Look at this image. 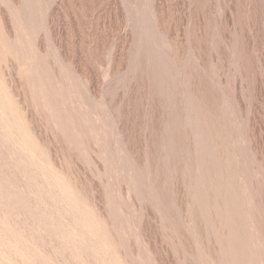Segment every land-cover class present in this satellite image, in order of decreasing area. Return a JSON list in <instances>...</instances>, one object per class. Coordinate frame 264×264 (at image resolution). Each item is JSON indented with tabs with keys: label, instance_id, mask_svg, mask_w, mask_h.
<instances>
[{
	"label": "rangeland",
	"instance_id": "1",
	"mask_svg": "<svg viewBox=\"0 0 264 264\" xmlns=\"http://www.w3.org/2000/svg\"><path fill=\"white\" fill-rule=\"evenodd\" d=\"M0 264H264V0H0Z\"/></svg>",
	"mask_w": 264,
	"mask_h": 264
}]
</instances>
